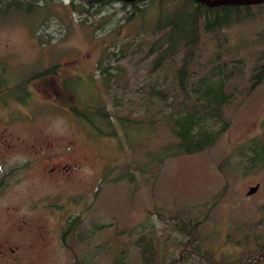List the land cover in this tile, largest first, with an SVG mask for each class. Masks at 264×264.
<instances>
[{"label":"rangeland","instance_id":"374dc122","mask_svg":"<svg viewBox=\"0 0 264 264\" xmlns=\"http://www.w3.org/2000/svg\"><path fill=\"white\" fill-rule=\"evenodd\" d=\"M54 6L61 20L0 17V264H145L151 254L140 237L156 264H264V73L252 78L264 64V3L252 5L250 20L224 27L220 47L202 32L194 50L196 77L215 64L228 77L223 120L208 121L213 129L225 123L223 132L204 150L156 164L148 154L171 140L162 120L171 108L147 99L146 86L166 74L149 75L155 36L116 25L119 2L90 19ZM102 57L113 74L108 90L103 82L96 89L116 129L119 116L153 115L135 147L93 137L73 113L75 88L101 81ZM52 66L54 75H41ZM132 129L138 139L140 125ZM194 221L195 234L180 228Z\"/></svg>","mask_w":264,"mask_h":264},{"label":"trees","instance_id":"16d2710c","mask_svg":"<svg viewBox=\"0 0 264 264\" xmlns=\"http://www.w3.org/2000/svg\"><path fill=\"white\" fill-rule=\"evenodd\" d=\"M54 2H58L62 7L66 6L63 5V0H0V17L12 13L23 15L35 13L39 15V20L42 23L54 17L61 20L63 15L58 14ZM115 2L121 4L120 11L111 12L114 17L118 13L121 14L115 21L116 25L130 24V27L135 26L144 35L155 36L148 43L147 55L154 54L149 68L150 76L160 71H165L167 74L177 60L180 61L169 78L165 79L166 74L162 81H158L155 77L145 89L147 99L151 104L154 105L155 100H158L171 108L168 113L162 115V120L169 129L171 140L161 146L158 151L148 154L151 162L154 164L162 163L165 158L170 156L191 154L208 148L225 129V123L213 129L208 126V121L215 119L222 122L224 107L230 102L231 97L224 91L225 81L228 77L222 75L220 64L212 65L202 76H195L194 50L200 42L202 32L213 35L220 47L218 33L224 27L250 20V8L252 6L224 5L207 7L194 0H135L130 2L121 0H69L66 7L69 6L74 12L90 19L95 14H103L108 4ZM143 3L145 4L143 5ZM147 5H151L150 9H146ZM150 10H154L153 15H151ZM66 14L68 13L66 12ZM102 18L103 21L106 20V16H102ZM114 53L112 52V54ZM119 55L124 56V52L121 51ZM104 58L102 57L98 66L101 81H88L84 84L85 87H79L82 92L75 88V95L79 97V104L73 106V113L79 121L88 125L90 133L94 135L93 137L105 136V133H107L110 137H120L128 145L133 144V147H135L137 146L135 142L138 141V145H140L142 138H145L153 128V115H151V118L144 117V119L119 116L117 118L119 128L116 129L110 111L105 108L103 94L96 89L98 87L101 90V82H103L104 88L107 89L108 79L106 76L113 74L109 71L108 65L103 63ZM260 58L264 60V53ZM55 68L56 66H52L44 70L41 75H54ZM0 72L2 71L0 70ZM263 73L264 64L253 75L254 82H259ZM2 82L4 80L0 78V97H2L4 93L2 89L5 87ZM65 88L69 92L74 90ZM88 89H91L90 93H87ZM75 95L73 96L75 97ZM25 97L26 95L23 94L22 97L17 98L24 101ZM169 98L172 101L169 102ZM147 110L152 112V107ZM134 125H140L142 129V134L139 135L138 139L134 137L132 132V130L134 131L132 129ZM152 136L151 134L148 137ZM197 224L198 221L183 222L180 228L186 234L193 235L196 233ZM191 238L193 237H190L189 242L193 244L194 241ZM139 241L143 245L142 253L149 251L151 254V256L143 257L144 263L156 264L157 254L152 249L151 242L149 240L144 241L143 237H140Z\"/></svg>","mask_w":264,"mask_h":264},{"label":"water","instance_id":"95a60500","mask_svg":"<svg viewBox=\"0 0 264 264\" xmlns=\"http://www.w3.org/2000/svg\"><path fill=\"white\" fill-rule=\"evenodd\" d=\"M97 1V0H90ZM121 1H135V0H121ZM195 2L201 3L207 7H217L224 5H238V6H252L263 4L264 0H194ZM257 186L251 187L248 191V194L253 193L256 190Z\"/></svg>","mask_w":264,"mask_h":264}]
</instances>
